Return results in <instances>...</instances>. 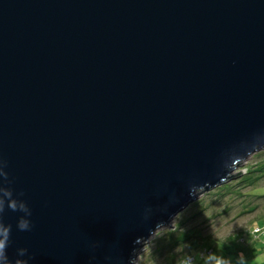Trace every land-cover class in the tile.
<instances>
[{
	"label": "water",
	"instance_id": "1",
	"mask_svg": "<svg viewBox=\"0 0 264 264\" xmlns=\"http://www.w3.org/2000/svg\"><path fill=\"white\" fill-rule=\"evenodd\" d=\"M262 150L264 0H0L9 264H136Z\"/></svg>",
	"mask_w": 264,
	"mask_h": 264
},
{
	"label": "rangeland",
	"instance_id": "2",
	"mask_svg": "<svg viewBox=\"0 0 264 264\" xmlns=\"http://www.w3.org/2000/svg\"><path fill=\"white\" fill-rule=\"evenodd\" d=\"M241 171V176L202 194L181 211L171 222L174 229L160 228L142 242L136 264H180L184 257L191 264H214L207 260L210 255L228 264H257L264 258V243L250 236L256 226L264 228V150L231 175ZM252 251L257 255H250Z\"/></svg>",
	"mask_w": 264,
	"mask_h": 264
},
{
	"label": "clouds",
	"instance_id": "3",
	"mask_svg": "<svg viewBox=\"0 0 264 264\" xmlns=\"http://www.w3.org/2000/svg\"><path fill=\"white\" fill-rule=\"evenodd\" d=\"M6 166V162L3 160H0V176H5V173L3 171L4 167ZM12 192L11 190H6L4 188H0V212L3 211L5 207V198L8 199V206L15 210L17 208V201L11 199ZM19 207L22 210L27 211L25 205L23 203H20ZM18 228L22 231L30 230V224L26 220H21ZM253 238L259 239L262 243H264V228L260 229L259 231L253 232ZM9 238H10V229L9 227H6L2 224H0V264H9L8 257L6 255V249L9 245ZM18 255L24 256L27 252L26 249H18ZM208 261H213L214 264H228V261L218 258L215 255H210L207 257ZM16 264H27L26 260H17ZM180 264H191L190 258L184 257L181 258ZM241 264H244L243 260H241ZM257 264H264V258H261L257 261Z\"/></svg>",
	"mask_w": 264,
	"mask_h": 264
},
{
	"label": "trees",
	"instance_id": "4",
	"mask_svg": "<svg viewBox=\"0 0 264 264\" xmlns=\"http://www.w3.org/2000/svg\"><path fill=\"white\" fill-rule=\"evenodd\" d=\"M225 187H228V185L225 186ZM223 188H224V187H223ZM259 230H260V228H259L258 226H256V228H255L253 231H251L250 236H253V235H252L253 232H255V231H259ZM242 241L244 242L243 238H242ZM239 244H240V243H239ZM209 251H210V250H206V254H207ZM240 251H241V250H238L237 252H240ZM243 253H244V251H241L240 254H243ZM245 254H247V253H245ZM248 254H249V253H248ZM250 255L256 256V255H257V252H256V251H252Z\"/></svg>",
	"mask_w": 264,
	"mask_h": 264
}]
</instances>
